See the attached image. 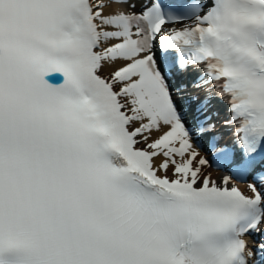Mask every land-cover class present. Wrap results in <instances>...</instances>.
<instances>
[{
  "label": "snow or ice",
  "instance_id": "1",
  "mask_svg": "<svg viewBox=\"0 0 264 264\" xmlns=\"http://www.w3.org/2000/svg\"><path fill=\"white\" fill-rule=\"evenodd\" d=\"M197 65L239 121L251 195L201 170L211 97L189 124L170 83ZM257 154L264 0H0V264H264L244 239L264 226Z\"/></svg>",
  "mask_w": 264,
  "mask_h": 264
},
{
  "label": "bare ground",
  "instance_id": "2",
  "mask_svg": "<svg viewBox=\"0 0 264 264\" xmlns=\"http://www.w3.org/2000/svg\"><path fill=\"white\" fill-rule=\"evenodd\" d=\"M117 8H119L120 10H129L127 7L123 6V5H112L108 8L105 9L106 12H112L115 11ZM107 46V45H105ZM116 67V65H112V66H108L107 64H105L103 71L101 72V75L104 77H107L110 75V73L114 70V68ZM135 126H139V122H136ZM164 130H167L166 128ZM160 132H157L155 130L152 131L151 133V140H155L156 138H158V136L160 135ZM192 143V142H191ZM139 147H144V144H140L138 145ZM193 149L199 153V155L197 156V160L201 157H203L204 159L207 160V156L205 154L204 151H202L201 149H199L195 144L192 143ZM162 157H156L154 158L156 164H159L162 161ZM208 161V160H207ZM194 165H196V161H193ZM201 170L203 172L204 175L208 176L211 180H215L218 184H221L223 181V178L225 176H227V173L222 171V170H218L213 168L211 162L208 161L207 164L200 166ZM162 174V173H161ZM169 174H171V169L169 170ZM232 184V180L230 182V185ZM240 188L244 190V192L247 195H251V192L249 189L246 188V184L241 183Z\"/></svg>",
  "mask_w": 264,
  "mask_h": 264
}]
</instances>
